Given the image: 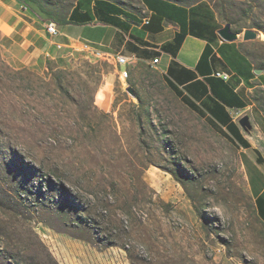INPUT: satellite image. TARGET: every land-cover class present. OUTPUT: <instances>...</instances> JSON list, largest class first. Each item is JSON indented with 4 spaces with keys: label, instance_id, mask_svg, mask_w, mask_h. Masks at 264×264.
I'll return each instance as SVG.
<instances>
[{
    "label": "rangeland",
    "instance_id": "obj_1",
    "mask_svg": "<svg viewBox=\"0 0 264 264\" xmlns=\"http://www.w3.org/2000/svg\"><path fill=\"white\" fill-rule=\"evenodd\" d=\"M17 1L43 29L75 0ZM209 1L256 32L264 68V0ZM21 43L0 32V264H264L238 147L157 70L120 81L83 51Z\"/></svg>",
    "mask_w": 264,
    "mask_h": 264
},
{
    "label": "crops",
    "instance_id": "obj_2",
    "mask_svg": "<svg viewBox=\"0 0 264 264\" xmlns=\"http://www.w3.org/2000/svg\"><path fill=\"white\" fill-rule=\"evenodd\" d=\"M17 0H0V32L16 37L34 53L49 56L56 44L71 50L93 49L107 55L131 58L116 68L133 75L137 67L158 59L156 69L181 102L193 106L213 126L227 133L233 124L245 145L235 142L254 212L264 225V113L253 97L264 94V70L247 53L240 37L222 41L224 23L208 0L182 5L171 0H139L126 8L112 0H75L59 33L50 37ZM22 40H21V39ZM32 54V53H31ZM15 66H25L15 58ZM228 75L227 80L215 73ZM217 114L221 124L216 121ZM249 117L252 131L245 133L237 119Z\"/></svg>",
    "mask_w": 264,
    "mask_h": 264
},
{
    "label": "trees",
    "instance_id": "obj_3",
    "mask_svg": "<svg viewBox=\"0 0 264 264\" xmlns=\"http://www.w3.org/2000/svg\"><path fill=\"white\" fill-rule=\"evenodd\" d=\"M112 1H114V2H116V3H118V4H120V5H123L122 3H120V2H118V1H115V0H112ZM171 1H174V2H177V3H180V2H178V1H176V0H171ZM197 1H199V0H197ZM197 1H194L193 3H195V2H197ZM209 1V0H208ZM210 2V1H209ZM193 3H191V4H193ZM211 3V2H210ZM74 4V3H73ZM180 4H182V5H190V4H183V3H180ZM212 4V3H211ZM36 5H37V3H36ZM73 6V5H72ZM71 6V7H72ZM124 6V5H123ZM212 6H213V8H214V10L216 11V13H217V15L219 16V18L221 19V17H220V14H219V12H218V10H217V8H216V6L215 5H213L212 4ZM38 7H39V4H38ZM41 7V6H40ZM71 7H70V9H71ZM42 9V8H41ZM51 12H55V10H50ZM69 12V11H68ZM68 12H67V14L65 15V16H63V17H60V19H58L57 17H58V14H53L54 15V23L57 25V27L59 28V26H61L63 23H64V21H65V19H66V16L68 15ZM56 17V18H55ZM222 20V19H221ZM224 23H229L228 21H223ZM258 68H260V69H262V70H264V68L263 67H261V66H258ZM168 88L172 91V93L175 95V96H177V94L173 91V89L170 87V86H168ZM261 95V96H260ZM260 95H259V97H253V99H254V101L258 104V106L261 108V110L263 111V113H264V94H262V93H260ZM178 97V96H177ZM136 98H137V100L139 101V98L136 96ZM181 103L185 106V107H187L190 111H192V112H194V113H196L198 116H200V117H202L203 118V115L200 113V112H198L193 106H191V105H189V104H187L186 102H184V101H182L181 100ZM214 117H215V119H216V121H218L220 124H221V117L219 116V114H217L216 116H215V114H214ZM203 119H205V118H203ZM206 120V119H205ZM207 121V120H206ZM208 123H210L209 121H207ZM210 125L212 126V127H214L213 126V124H211L210 123ZM222 126H224V124H221ZM225 127V129H226V131H227V133H224V132H222L221 130H218V129H216L215 127H214V129L215 130H217L218 132H220L228 141H230L231 143H233L234 145H236L235 144V142L237 143V144H239V145H245V142L243 141V139H242V137L240 136V134L238 133V131H236V127L233 125V124H226V126H224ZM237 146V145H236ZM258 219V218H257ZM263 225V224H262ZM264 226V225H263Z\"/></svg>",
    "mask_w": 264,
    "mask_h": 264
},
{
    "label": "built area",
    "instance_id": "obj_4",
    "mask_svg": "<svg viewBox=\"0 0 264 264\" xmlns=\"http://www.w3.org/2000/svg\"><path fill=\"white\" fill-rule=\"evenodd\" d=\"M45 32H46V34L48 36L55 37L59 33V28L57 27V25L55 23L50 22V23H48L45 26ZM55 46H56V49H61L62 48V46L59 45V44H56ZM83 52H85L87 55H89L91 57H94V58H96L98 60H102V61H106L108 63H111L116 68L126 67V66H129L130 64L133 63L131 58L120 56V55H116V56L107 55V54H103L101 52H98L96 50L89 49V48L84 49ZM158 62H159L158 59H154L153 61H151L148 64L147 67L150 68V69H156V66L158 65ZM117 74H118V78H119L120 81H124L127 78V76H128V72L125 69L118 71ZM215 76L217 78H220V79H223V80H227L228 79V75H226L224 73H219L218 72V73H215ZM238 119H237V121H238Z\"/></svg>",
    "mask_w": 264,
    "mask_h": 264
},
{
    "label": "water",
    "instance_id": "obj_5",
    "mask_svg": "<svg viewBox=\"0 0 264 264\" xmlns=\"http://www.w3.org/2000/svg\"><path fill=\"white\" fill-rule=\"evenodd\" d=\"M218 35L221 38L222 41L225 42H232L235 41L239 38V34L236 32H233L231 30V26L229 23L224 24L223 28L218 31ZM257 38L256 32L246 29L243 31L242 34V40L243 41H253ZM256 75H259L262 73L261 69H257L254 71ZM131 96L134 95L132 89L130 87L127 88L126 90ZM239 127L247 134H250L252 131V126L249 120V117L247 115L241 116L238 121H237Z\"/></svg>",
    "mask_w": 264,
    "mask_h": 264
},
{
    "label": "bare ground",
    "instance_id": "obj_6",
    "mask_svg": "<svg viewBox=\"0 0 264 264\" xmlns=\"http://www.w3.org/2000/svg\"><path fill=\"white\" fill-rule=\"evenodd\" d=\"M239 37H240V36H239ZM259 38H260L261 40H264V34H260Z\"/></svg>",
    "mask_w": 264,
    "mask_h": 264
}]
</instances>
